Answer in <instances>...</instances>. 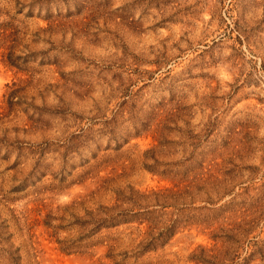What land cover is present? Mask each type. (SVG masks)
Here are the masks:
<instances>
[{
	"label": "rangeland",
	"instance_id": "rangeland-1",
	"mask_svg": "<svg viewBox=\"0 0 264 264\" xmlns=\"http://www.w3.org/2000/svg\"><path fill=\"white\" fill-rule=\"evenodd\" d=\"M0 264H264V0H0Z\"/></svg>",
	"mask_w": 264,
	"mask_h": 264
},
{
	"label": "trees",
	"instance_id": "trees-1",
	"mask_svg": "<svg viewBox=\"0 0 264 264\" xmlns=\"http://www.w3.org/2000/svg\"><path fill=\"white\" fill-rule=\"evenodd\" d=\"M117 193L119 194V197H117V199L121 198V200L123 202L131 203L132 206L130 208L128 207V208H124L122 210H119V212H117V214H115L113 216L111 215L109 217V224H116L120 221H127L131 218L134 219V218H140V217L147 216V215H145V212H144L145 210L154 211V209L149 210L148 206L144 210H142V208L140 206H138V207L136 206V204H140V198L146 197L147 193L134 191L131 186H129L128 193H126L122 189H118ZM152 193H156V192L153 191ZM181 193H182V191H178L177 194L175 195V197L182 196ZM118 205H119V203L117 205L111 206L110 208L115 210ZM167 205L172 206L173 203H167ZM178 226H179V219L178 218L171 219V221H169L163 227L158 228L157 236L155 237V239H152L151 241L147 242L144 245V247H147V246L153 247L154 245L157 244V241H158V244L165 241L169 236H171L175 232V230L178 228Z\"/></svg>",
	"mask_w": 264,
	"mask_h": 264
}]
</instances>
